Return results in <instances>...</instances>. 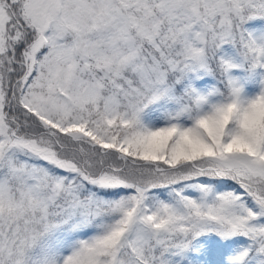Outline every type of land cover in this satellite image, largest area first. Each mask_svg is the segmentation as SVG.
I'll return each mask as SVG.
<instances>
[{"label": "snow or ice", "instance_id": "1", "mask_svg": "<svg viewBox=\"0 0 264 264\" xmlns=\"http://www.w3.org/2000/svg\"><path fill=\"white\" fill-rule=\"evenodd\" d=\"M0 264H264V0H0Z\"/></svg>", "mask_w": 264, "mask_h": 264}]
</instances>
